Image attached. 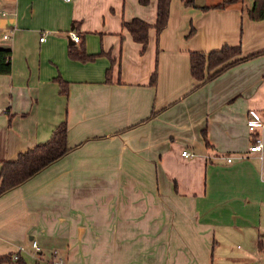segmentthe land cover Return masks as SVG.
<instances>
[{"label":"crops","instance_id":"1","mask_svg":"<svg viewBox=\"0 0 264 264\" xmlns=\"http://www.w3.org/2000/svg\"><path fill=\"white\" fill-rule=\"evenodd\" d=\"M222 1L171 0L158 36V0H0L12 64L0 74V171L63 120L71 147L0 195V256L264 264V147L249 152L248 128L256 110L264 140V55L198 88L190 72L191 51L264 49V19L248 16L254 0L202 8ZM135 17L152 25L144 52L123 26ZM71 46L97 57L72 58Z\"/></svg>","mask_w":264,"mask_h":264},{"label":"trees","instance_id":"2","mask_svg":"<svg viewBox=\"0 0 264 264\" xmlns=\"http://www.w3.org/2000/svg\"><path fill=\"white\" fill-rule=\"evenodd\" d=\"M151 0H139L140 4L147 5ZM186 5H195V0H183ZM241 0H224L216 5L203 6V9L223 8L229 3ZM171 0H158L157 19L153 25L158 36L166 28L169 21ZM249 18L253 20L264 19V0H254L253 5L248 10ZM133 39L142 44V52L145 51L149 41V29L152 27L147 21L135 17L131 21H123ZM69 55L72 58L81 60H93L97 55L87 54L83 49L71 46ZM264 55V49L244 55L240 45L224 44L221 48L205 51L190 52V72L197 81L194 88L213 80L228 68L245 60ZM12 70L11 50L0 48V74H10ZM157 73L151 76V84H156ZM61 91L67 93V87L61 81ZM155 113L151 114V117ZM71 150L68 143V122L63 120L53 130L51 137L36 144L33 148L22 151L15 160L2 161L0 171V195L4 192L21 185L39 171L57 161ZM17 255L15 259L13 256ZM7 254L0 256V264L13 260L17 264H26L25 259L19 254Z\"/></svg>","mask_w":264,"mask_h":264},{"label":"built area","instance_id":"3","mask_svg":"<svg viewBox=\"0 0 264 264\" xmlns=\"http://www.w3.org/2000/svg\"><path fill=\"white\" fill-rule=\"evenodd\" d=\"M6 36L7 35H5V37ZM71 36L76 42H79L81 40L80 36L76 33H71ZM41 39H43V37ZM248 114H249L248 128L250 130V141H251L249 146V152H261L264 147V140L260 135L259 127L263 126V122L261 120L259 113L256 110H250ZM183 155L189 157V156H193V153L189 152L188 150H184ZM227 160L231 161L232 157H227ZM32 245L36 247L37 242L34 240L32 242ZM13 257L16 259L17 255L15 254ZM52 264H56V262H53Z\"/></svg>","mask_w":264,"mask_h":264},{"label":"rangeland","instance_id":"4","mask_svg":"<svg viewBox=\"0 0 264 264\" xmlns=\"http://www.w3.org/2000/svg\"><path fill=\"white\" fill-rule=\"evenodd\" d=\"M197 1H201V0H197ZM213 1H215V0H208V2H213Z\"/></svg>","mask_w":264,"mask_h":264}]
</instances>
